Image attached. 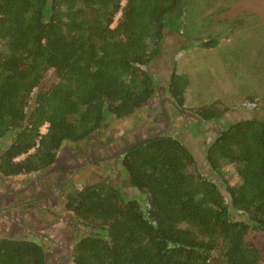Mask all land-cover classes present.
<instances>
[{
    "label": "trees",
    "instance_id": "16d2710c",
    "mask_svg": "<svg viewBox=\"0 0 264 264\" xmlns=\"http://www.w3.org/2000/svg\"><path fill=\"white\" fill-rule=\"evenodd\" d=\"M184 12V0H0V139H10L0 176L44 178L64 144L87 141L108 114L130 117L156 97L149 65L168 34L189 41ZM216 39L191 40L211 48ZM172 67L165 87L176 105L201 120L225 118L224 99L192 103L189 78ZM51 70L57 80L40 88ZM260 93L249 95L253 106ZM206 159L215 176L179 138L152 134L118 163L141 200L111 175L71 190L65 209L91 228L73 242V263L264 264V244L253 238L264 232V112L226 121ZM45 247L0 236V264H46Z\"/></svg>",
    "mask_w": 264,
    "mask_h": 264
},
{
    "label": "rangeland",
    "instance_id": "374dc122",
    "mask_svg": "<svg viewBox=\"0 0 264 264\" xmlns=\"http://www.w3.org/2000/svg\"><path fill=\"white\" fill-rule=\"evenodd\" d=\"M184 7L180 31L187 35L190 42H184L187 38L180 33L168 34L163 42V54L160 59L149 65L152 74L159 80V93L135 115L118 119L108 114L102 129L92 135L88 144L91 147L105 145L114 151L120 148L123 140L135 143L152 134L169 133L179 138L194 152L198 167L203 173L215 176L207 163L206 148L218 131L226 121L261 115L264 112L262 99L257 101V106H253L252 99H248L251 94L260 96V92H264V0H184ZM237 19L242 20V24L238 25L239 23L234 21ZM192 37H200L203 40L211 37L217 39L213 47L205 48L197 41L192 42ZM173 61L176 62V71L185 73L189 78L188 100L195 104H208L216 99H224L231 107L225 118L217 121L201 120L193 111H189L188 107L176 105L165 87L173 72ZM55 80L57 77L51 70L45 75L40 88H45ZM8 143L9 138L0 139V153ZM65 146L70 151L76 148L70 144ZM100 151L103 152L104 149ZM61 152L62 150L59 154ZM105 152L109 155V152ZM110 164L91 162L86 167L80 166L72 176H58L56 182L63 189L62 198L58 200L52 213L46 215V221L53 224H41L42 229L38 228L35 232L49 237V241H43L47 250H50L51 240L66 242L72 235L77 238L91 230L65 209V197L74 188L102 179L109 180L108 175H111L110 180L119 184L128 196L138 197L140 200L143 198V193L129 185L122 169L118 166L110 169ZM69 178L70 182L66 183ZM22 179L8 177L6 182L18 187L28 182V179ZM236 179L235 176L234 180ZM0 181L5 182L2 176ZM0 190H3L1 185ZM5 226L6 224H0V234L6 230ZM253 238L257 243L264 244V232Z\"/></svg>",
    "mask_w": 264,
    "mask_h": 264
},
{
    "label": "flooded vegetation",
    "instance_id": "af4514ba",
    "mask_svg": "<svg viewBox=\"0 0 264 264\" xmlns=\"http://www.w3.org/2000/svg\"><path fill=\"white\" fill-rule=\"evenodd\" d=\"M91 138L75 145L74 151H70L64 144L60 149L62 152L58 154L54 164L45 170L44 181H40V179L38 181L34 180L25 189H16L5 180H3L5 182L0 181V185L3 187V190H0V224H6V230H4L3 234H0L1 237H23L35 238L42 242L49 241L47 235L35 232L38 228L42 229L41 224H53L46 221V215L52 213L54 206L62 198L61 192L63 189L56 182L58 176H72L80 166L86 167L91 162L94 164L107 162L111 163L109 165L110 169L115 168L119 165L123 152L133 144L123 140L120 148L113 151L105 145L89 146L88 143ZM102 148L104 149L103 152L100 151ZM105 151L109 152V155H106ZM37 178H39V175H37ZM70 180L69 178L66 183L70 182ZM54 224L56 223L54 222ZM43 229L48 230L47 227H43ZM75 239L74 235L66 242H59V240H51L50 238L52 243L49 245L50 250L45 248L46 264L72 263L71 252Z\"/></svg>",
    "mask_w": 264,
    "mask_h": 264
},
{
    "label": "crops",
    "instance_id": "0c3cea01",
    "mask_svg": "<svg viewBox=\"0 0 264 264\" xmlns=\"http://www.w3.org/2000/svg\"><path fill=\"white\" fill-rule=\"evenodd\" d=\"M37 175H39V178H40V181H42L43 179V175L39 174V173H31V174H26V175H18V176H14L15 178H18V177H22L23 179L22 180H27L28 179V182H26L24 185H21V186H16L14 184H12L14 186V188L18 189V188H27L34 180H38ZM13 177V178H14ZM3 180L7 181L8 180V177L4 178L2 177ZM20 180V179H19ZM1 184V182H0Z\"/></svg>",
    "mask_w": 264,
    "mask_h": 264
}]
</instances>
